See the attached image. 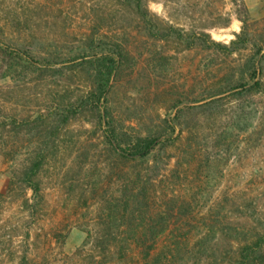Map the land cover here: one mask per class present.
Segmentation results:
<instances>
[{
  "label": "rangeland",
  "instance_id": "obj_1",
  "mask_svg": "<svg viewBox=\"0 0 264 264\" xmlns=\"http://www.w3.org/2000/svg\"><path fill=\"white\" fill-rule=\"evenodd\" d=\"M142 4L0 0V264H229L264 231V0Z\"/></svg>",
  "mask_w": 264,
  "mask_h": 264
},
{
  "label": "trees",
  "instance_id": "obj_2",
  "mask_svg": "<svg viewBox=\"0 0 264 264\" xmlns=\"http://www.w3.org/2000/svg\"><path fill=\"white\" fill-rule=\"evenodd\" d=\"M122 3H127L132 7V9L145 21L148 23H152L149 15V11L142 4V0H119ZM169 30H172L169 28ZM171 31H167L166 35H169ZM175 32V31H174ZM203 38H199L203 40L202 42H207L209 46L216 48H223L222 44L211 39L208 34L202 33L200 34ZM7 51V52H6ZM4 51L6 54L10 56H17L18 53L15 50ZM22 54V53H20ZM114 53H96L93 55V58L82 59L81 63L88 64L93 67L95 73H97L96 87L95 90L91 91L88 96L84 100H81L78 110H94L98 115L100 122L102 123L104 120V114H102V110L100 109V103L105 97V93L107 92V87L109 80L111 79L112 74L117 69V59L112 55ZM116 55V54H115ZM246 84H244L245 86ZM246 90H254L256 92L263 90V85L261 80L255 81L249 89ZM72 112H77L76 109H71ZM107 133V132H106ZM109 134V141L112 143L116 136H114V129L111 128V133ZM113 136V137H112ZM156 137H139L133 143L128 144L127 147H121V145H117L119 150H121L124 154L134 157L141 156L146 157L150 154V152L154 149L156 145ZM105 241H100L97 244H103ZM136 245L143 252L145 256H148L152 249L154 248V243L151 242L147 244L145 240L137 239ZM229 264H264V231L254 235L250 238H246L242 240L236 247L235 255H233Z\"/></svg>",
  "mask_w": 264,
  "mask_h": 264
}]
</instances>
